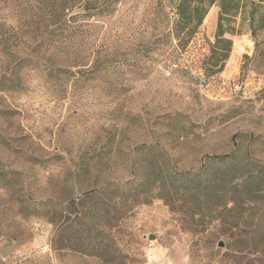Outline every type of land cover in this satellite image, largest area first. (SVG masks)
Wrapping results in <instances>:
<instances>
[{
	"label": "rangeland",
	"instance_id": "rangeland-1",
	"mask_svg": "<svg viewBox=\"0 0 264 264\" xmlns=\"http://www.w3.org/2000/svg\"><path fill=\"white\" fill-rule=\"evenodd\" d=\"M194 1L210 6L187 43L172 35L181 0H117L99 17L0 0V264H264V199L235 189L226 210L195 211L208 227L195 234L126 186L142 145L177 172L238 150L264 167V0L225 1L233 45L220 73L208 60L221 0ZM120 185L128 194L111 199ZM91 215L105 219L90 234L107 261L64 238Z\"/></svg>",
	"mask_w": 264,
	"mask_h": 264
},
{
	"label": "trees",
	"instance_id": "trees-1",
	"mask_svg": "<svg viewBox=\"0 0 264 264\" xmlns=\"http://www.w3.org/2000/svg\"><path fill=\"white\" fill-rule=\"evenodd\" d=\"M115 1L117 0H62V11L65 13V11L79 9L85 12L82 14L83 17H99L107 12ZM225 1L221 0L216 42L212 46L208 60L216 65L221 62L217 70L219 73L230 58L233 45L232 41L224 38L225 31L222 22L228 14ZM259 1L263 2V0ZM239 4L238 1V7ZM209 6L194 0H181L176 8L177 17L172 27L174 38L180 42L185 38L188 43L201 28ZM70 20L69 18L67 22ZM205 70L209 72V75L216 74L215 71H210L211 69ZM138 148L142 157L139 162L140 174L135 180L138 182L135 186L132 182L126 184L128 190L131 191L129 195L142 203H150L155 198L163 200L174 212L183 214L187 228L195 234H204L208 231L207 226H202L195 219V211L205 209L216 213L226 210L227 202L230 199L235 201L234 197L237 196L234 193L235 189L241 187L244 190L239 195L243 200H252L256 196L261 200L264 199V184L261 182V178H264V167L254 161L241 160L240 150L233 155L208 158L202 168L192 174L186 171H175L166 154L155 145H142ZM239 165L241 168L237 172H232ZM230 175L232 176L231 184L227 188L225 183ZM250 184H256L257 188L250 191L248 189ZM122 186L111 191V199L128 194L127 191L122 190ZM102 220L105 219L101 215H91L86 221L79 219L71 226V229L66 231L68 234L65 235V240L70 241L74 249L82 254L95 256L103 261L109 260L110 252L90 234L91 222H102Z\"/></svg>",
	"mask_w": 264,
	"mask_h": 264
},
{
	"label": "water",
	"instance_id": "water-1",
	"mask_svg": "<svg viewBox=\"0 0 264 264\" xmlns=\"http://www.w3.org/2000/svg\"><path fill=\"white\" fill-rule=\"evenodd\" d=\"M151 239H153V237H151ZM219 247L223 248L224 247V243L221 241L219 244H218Z\"/></svg>",
	"mask_w": 264,
	"mask_h": 264
}]
</instances>
